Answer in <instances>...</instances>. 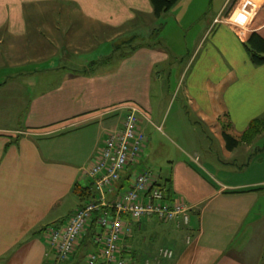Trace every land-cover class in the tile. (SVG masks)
<instances>
[{"label": "crops", "instance_id": "0c3cea01", "mask_svg": "<svg viewBox=\"0 0 264 264\" xmlns=\"http://www.w3.org/2000/svg\"><path fill=\"white\" fill-rule=\"evenodd\" d=\"M235 1L209 21L185 64L171 63L162 43L148 47L161 22L155 25L149 0H0V264L58 262L46 232L66 225L83 205L76 186L93 191L89 170L99 150L136 106L148 154L143 150V160L122 173L108 199L129 189L150 165L147 132L157 133L152 114L160 107L154 98L172 94L174 72L176 93L196 115L192 122L213 135L222 126L223 135L240 141L264 116V65H254L244 46L253 33L264 39V5L240 37L215 23ZM125 45L137 50L121 56ZM256 140L222 147L223 167L238 159L237 173H215L206 157L167 159L170 170L158 180L170 203L191 207L190 224L178 229L123 217L131 229L121 242L132 251L128 264H264V144ZM93 229L86 226L76 252L57 264H88L89 255H99ZM163 247L174 251L172 260L154 259Z\"/></svg>", "mask_w": 264, "mask_h": 264}, {"label": "built area", "instance_id": "2783aa9c", "mask_svg": "<svg viewBox=\"0 0 264 264\" xmlns=\"http://www.w3.org/2000/svg\"><path fill=\"white\" fill-rule=\"evenodd\" d=\"M263 5L264 2L261 0H241L236 6V10L239 9L236 19L222 21L218 18L216 23L228 25L242 37L243 32L250 31L248 28L251 27L248 25ZM126 111L122 130L113 133L105 140L98 152V159L89 170V176L94 180L95 188L99 193V202L88 203L77 209L64 227L51 228L46 232V242L52 246L59 262L69 260L88 220L94 212L107 205V193H113L114 186L122 177V173L129 166H136L139 163L147 141L140 128L141 112L136 106H129ZM156 182V175L142 169L136 174L131 187L116 195L114 208L118 213L117 218L114 221L105 217L100 219V225L106 231L97 235L96 242L100 246V253L89 255V264H98L101 260L108 264H127L123 257L126 250L121 246V242L125 235L130 234L131 229L120 219L122 214H130L137 220L156 218L161 222L171 223L178 229L189 226L191 207L181 201L170 203L165 197L164 190ZM173 255L171 249L161 248L155 259L157 261L171 259Z\"/></svg>", "mask_w": 264, "mask_h": 264}, {"label": "rangeland", "instance_id": "374dc122", "mask_svg": "<svg viewBox=\"0 0 264 264\" xmlns=\"http://www.w3.org/2000/svg\"><path fill=\"white\" fill-rule=\"evenodd\" d=\"M236 1L234 2L235 4L233 3L231 5L233 9L231 8L226 14H221L217 18L222 19V21H229V19L237 17L239 9L236 10V6L241 0ZM9 2L12 3L11 1ZM228 2L229 0H180L167 15L163 16L155 23L156 25L161 21L155 27L162 28L157 38L164 44V47L171 55V63L175 61L187 63L197 49L198 43L201 41L203 35L209 28V21L217 16L223 6L228 4ZM6 11V9L3 10V15L6 14ZM18 16L21 15L18 14ZM254 19L255 17L253 20ZM230 21L233 22L232 20ZM252 22L249 23L248 27H251ZM248 29L251 30V28ZM154 31L155 30H153V32ZM154 37H156V35ZM174 77H176L175 72L172 74V78ZM172 78L170 87L176 88ZM174 88H172L173 92H171L172 94H169V96L167 95L164 97L163 95L154 98L155 106L160 107L152 114V121L157 125V133L154 135L152 130H148L147 132L152 135L151 141L153 144L150 143L148 151L149 154L151 153L149 159L150 165L146 170L150 171L153 175H162L164 177L170 170L166 162L167 159L178 160L182 158L187 159L188 157L195 158L198 156L206 157L207 160L209 159L212 162L214 161L213 164L218 168L215 170V173H217L218 170L226 173H237L242 167L238 159H236V163H234L235 161H233V163L229 162L231 166L223 167V158L228 155L224 149L222 150V147L226 146V141L222 134L224 128L219 126L218 135H213L200 123V121L192 122L193 118L197 119L196 115L191 110L189 104H182L179 98V96L181 97V93L178 95ZM167 91L168 90H165L164 94H166ZM172 97L174 98L172 99ZM166 124L167 128L165 126ZM230 133L235 137L237 135L233 131H230ZM254 144H264V135L260 136V139L258 141L256 140ZM146 145L147 143H145L144 147ZM144 151L147 153L146 150ZM235 157H237V154ZM201 162L203 165L205 164L203 158L200 159L199 163ZM233 179L240 182L243 181L242 177H233ZM49 247L53 249L52 246ZM81 264L86 263L82 261Z\"/></svg>", "mask_w": 264, "mask_h": 264}, {"label": "trees", "instance_id": "16d2710c", "mask_svg": "<svg viewBox=\"0 0 264 264\" xmlns=\"http://www.w3.org/2000/svg\"><path fill=\"white\" fill-rule=\"evenodd\" d=\"M149 1L152 5L155 18L157 20H160L163 16L167 15L179 3L180 0H149ZM153 30H155L154 32H152L153 37L155 35H156V37L152 38L151 42H148V44H147L148 47L160 46V44L162 43L157 38V36H159V34L161 33L162 28L157 27ZM244 46H245V48L249 54V57L251 58V61L254 65H256V66L264 65V39L259 34L253 33L250 36V38L248 39V41L244 44ZM136 47L131 46V45H125L119 49V50H121L120 55L121 56L130 55L133 52L132 51L127 52V49H129V51L130 50L134 51V50H137ZM263 133H264V117L253 120L250 123L248 129L243 133L240 141H236V139H234V137H232L228 134H224L223 137L226 141V146H227L228 150L232 151L233 149H235L239 145V143H247V144L253 143L259 136L263 135ZM143 156H144V154L142 152L141 157L139 158V162L143 160ZM133 168H134V166H129V169H133ZM144 168H146V167H143V169ZM136 174H137V172H136ZM136 174H135V176H136ZM121 180H122V177L120 178V180L118 182H120ZM118 182H116V184ZM116 184H115V186H116ZM115 186H114V188H115ZM164 192H165V194L167 193L166 190H164ZM73 193L76 196H78L81 203H83V205L79 208L84 207L88 203L99 202V193L97 192V190L95 188V182H94L93 191H91V189H89V188L85 189V188H81V187L76 186ZM168 193H169V196H167V195H165V196L170 197V191ZM110 194L111 193H107V196H106L107 205L101 207L98 211L94 212L86 224V226L89 225V226L94 228L93 230L95 231V233H94L93 239H94L96 245H97V242H96L97 235L105 233V231H106V229L104 227H101L100 219L102 217H105L108 220L114 221L118 215L116 209L114 208L116 196L112 200L108 199V196ZM125 216H128L131 218L130 214H122V215H120V219L124 221L123 217H125ZM85 231H86V228H85V230L82 233L80 238L83 237V235L85 234ZM79 239H78V241H79ZM97 247L100 248L99 245H97ZM75 252H76V249L74 250L73 254ZM126 253L128 255H130L132 253V251H129Z\"/></svg>", "mask_w": 264, "mask_h": 264}]
</instances>
